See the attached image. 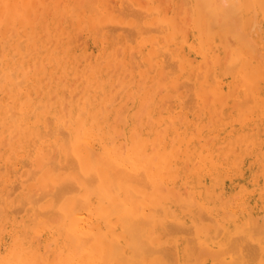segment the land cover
<instances>
[{
	"label": "bare ground",
	"instance_id": "bare-ground-1",
	"mask_svg": "<svg viewBox=\"0 0 264 264\" xmlns=\"http://www.w3.org/2000/svg\"><path fill=\"white\" fill-rule=\"evenodd\" d=\"M8 1L17 3L16 0ZM128 1L129 5L161 4L168 16L176 17L178 26L163 36L155 30L143 33L150 35L138 40L139 49L136 50L145 64L159 61L162 49L170 48L171 56L178 58L172 73H180L183 77L176 82L177 88L189 89L186 88L189 91L186 99L178 89L173 93L175 82L170 81L166 84L167 96H163L162 104L158 103V96L151 98V102L144 101L148 93L144 97L140 94L146 85L119 82L110 69L102 66L101 53L83 68L71 66L70 44L74 37L69 33L71 39H68L54 32L58 26L56 23H53L49 35L36 40L39 26L30 18L25 27L30 26L31 34L23 29L14 31V22L10 19L0 20V218L2 222L8 221L6 244L0 247V257L8 255L12 234H21V226L35 218L41 223L23 245L24 259L56 264L58 260L101 258L99 254L81 255L68 231L52 229L42 223L51 214V205L62 191L58 186L66 173L59 169L71 168L76 163L74 157L67 154V149L62 152L61 148L69 138L68 128L78 129L85 123L81 119L82 113L87 114L89 128L96 121L98 125H106L113 130L123 129L126 137L134 140L143 154L151 158L149 175L152 179L146 175L139 184L133 183L134 200L125 188L121 198L132 201V216L105 217L100 210L99 199H94L91 213L82 210L77 216L70 217L69 225L75 231L102 232L111 228L115 235L130 236L139 223L137 218L155 214L166 221L165 226L159 229L166 244L164 257L169 260L189 259L183 250L190 244L195 249L194 225H207L211 238L217 235L224 237L223 229L217 233V218L223 223L227 219L226 210L235 213L240 220L245 216L259 220L264 215V198L260 190L264 92L260 85L258 57L253 67L255 82L246 86L224 71L223 62L229 55L227 45L230 37L222 33L209 35L199 25L185 22V11L174 7L189 2L208 4L224 0ZM244 2L258 3V0ZM85 3V8L93 3L101 6L95 12L89 7L87 11L79 7L75 12V17L90 27L88 32L91 34L105 31L103 27L107 26L101 23L102 20H119L118 15L113 17L117 12L114 0H86ZM24 6L28 7V4ZM115 26L116 42L122 43L126 49L143 35L133 27L126 30L130 37L127 38L118 33L123 22L117 21ZM109 37L112 44L113 34ZM21 41L26 42L22 47ZM159 43L166 48L159 49ZM102 44L107 45V42ZM32 53L35 54L30 56ZM83 56H87L86 50H83ZM197 59L199 64L195 63ZM45 61H50L49 67ZM143 63L138 64L137 69L143 68ZM169 63L168 66L162 63L161 70L167 67V71L160 70V73L171 74ZM89 66L95 69H90L91 73ZM198 74H203L204 78ZM191 76L194 80H183ZM163 77L166 79V75ZM134 96H140L137 104L130 103ZM10 111L15 113L14 118L9 117ZM3 136L7 137L4 142ZM8 139L10 142L7 144L11 143V148L5 146ZM32 142H35L33 146ZM3 147L8 150L5 154L2 153ZM92 147L96 151L101 150L99 144L93 143ZM46 156L51 157L53 166L44 168L43 175L38 178L34 175L35 169L42 167ZM31 165L36 168L29 170L34 168ZM16 172L19 173V181H11ZM130 176L134 181L135 177ZM36 179L39 180L38 185L33 183ZM152 180L156 181L154 191L151 190ZM6 229L0 228L3 232ZM232 229L235 230V222ZM184 237L192 239L185 240ZM246 250L259 258L258 246L248 245ZM196 251L200 255L198 249ZM108 255L105 253L106 258ZM205 255L209 260L213 258L210 254Z\"/></svg>",
	"mask_w": 264,
	"mask_h": 264
},
{
	"label": "snow or ice",
	"instance_id": "snow-or-ice-1",
	"mask_svg": "<svg viewBox=\"0 0 264 264\" xmlns=\"http://www.w3.org/2000/svg\"><path fill=\"white\" fill-rule=\"evenodd\" d=\"M88 7L95 12L101 6L93 3ZM120 7L126 9L124 16L133 22L132 26L141 34L153 30L163 34L178 26L176 17L168 16L161 4H122ZM174 7L185 11V22L199 25L209 35L222 33L230 37L227 45L229 55L223 62L224 71L246 86L255 82L253 67L258 57L260 85L264 92V0H258V3L244 0H224L222 3L208 4L189 2ZM5 8L8 6L5 5ZM153 17L156 20L150 23ZM73 18H76L75 15ZM23 43L21 41V47ZM8 115L14 118L15 113L10 111ZM81 119L85 123L80 128H68L69 138L61 148L62 152L66 148L67 154L74 157L76 163L71 168L59 169L66 173L58 186L62 191L51 205V214L42 223L52 229L68 231L81 255L99 254L101 258L73 259L67 262L58 260L56 264H264V215L259 220L251 216L240 220L235 213L226 210L227 219L223 223L217 218V233L223 229L224 237L217 235L211 238L207 225H194L195 249L190 244L183 250L189 259L169 260L164 257L166 244L159 229L165 226L166 221L155 214L137 218L139 223L130 236L115 235L111 228L102 232L75 231L69 225L70 217L77 216L82 210L91 213L94 199H99L100 210L105 217L132 216V201L121 198L125 188L128 189L129 197L134 200L133 183L139 184L146 175L152 179L149 175L151 158L143 154L134 140L126 137L123 129L113 130L109 126L98 125L96 121L89 128L86 113H82ZM93 143L99 144L101 150L93 149ZM261 153L260 190L264 198V141ZM52 166L51 157L46 156L42 167L35 169L34 175L39 178L43 175L44 168ZM130 174L135 177L134 181ZM155 185L156 181L152 180V191L155 190ZM5 213L8 214L7 209ZM233 222L235 230L232 229ZM39 223L41 222L33 218L21 226V234H12V242L7 247L8 255L0 257V264H47L39 259L23 258V245ZM184 239L190 240L192 237ZM157 240L161 242L156 243ZM248 245L258 246V259L246 250ZM197 249L204 258L197 255ZM105 253H109L107 258ZM205 254H210L213 258L209 260Z\"/></svg>",
	"mask_w": 264,
	"mask_h": 264
},
{
	"label": "rangeland",
	"instance_id": "rangeland-1",
	"mask_svg": "<svg viewBox=\"0 0 264 264\" xmlns=\"http://www.w3.org/2000/svg\"><path fill=\"white\" fill-rule=\"evenodd\" d=\"M16 1H17V3H14V4H10L8 0L0 1V20L3 19V21H6L7 19H10L14 22V24H12L13 30L16 28L20 29V30L23 29L24 31H26L25 33L31 34L32 31H31L30 26L25 27L28 25L27 19L30 18L32 22H34L35 24H37L39 26L38 30L36 31V33L39 36L36 38V40H40L41 39L40 37H42L43 35H49L52 32L51 27H52L53 23L58 24V26L54 32H57L60 36L62 35L63 37L68 38V39H71V37L69 36V33H71L72 36L74 37V39L72 40V42L70 44V46L72 48V58H73L71 66H73V67L79 66V67L83 68V67L87 66L88 64H90V62L92 60L96 59L98 57V54L101 53V54H99V58H100L102 66L107 67L108 70L110 69L112 71V73L114 74V77L118 78L119 82L127 83V84L140 83L142 86L146 85L145 86L146 88H143L141 91L142 94H140V96L144 97L148 93L146 95L145 99H143L144 101L149 100L151 102V100H150L151 98L153 100L156 96H158L160 98L158 103L162 104V102H164V98L167 96L166 89H165L166 84H167V82H170V81L175 82L173 87H172L173 93L176 92L178 89L179 93L183 97H185V99L187 98L186 96L189 95V94H187V93H189V91H188L189 89L187 87L177 88L176 82L179 81L183 77H182V74H180V73H174V74L172 73L174 70L173 64H174V62L177 61L178 58H173L171 56L172 50L170 48L167 47V49L164 50L162 48H166V46L159 43L158 44L159 46L157 45V47L159 49H162V53L159 56V61L155 60V62L154 61H151L149 63L145 62V64H144L141 57L138 56L136 49H139L138 48V40L142 39L143 37H147L150 34H147V35L143 34V35L139 36V38L136 41H134L133 43L130 44L128 49H126L122 43L116 42L118 39V37H117L118 34L114 30V26L116 25L117 21L123 22V26L119 29L120 31H118V33L122 34L123 36H125L127 38H130L128 36L127 31L133 28V26H132L133 22L127 20L126 17L124 16L123 12H125V9H121V7H120V5H122V4L126 5V6L129 5L127 3V2H129L128 0H126V1L125 0H120V1L114 0V2H116V5H115L116 9L115 10L117 12L114 13L113 17L115 15H118L119 20L113 21V20H110L107 18L102 20L101 23H103V25H106L107 27H103L105 29V31L100 30L99 34H96V35H93L90 32H88V30H90V27L88 25H84L82 22H80L78 20V18H75V19L73 18L76 10L79 7H82L84 10L87 11L88 6H87V8H85L86 6H84V5H86V3H85L86 0H83L82 2H81V0H74V2H72L71 0H28L26 3H25V0H16ZM25 4H28V7H25L24 6ZM5 5L8 6L7 9L5 8ZM25 13H28V14L25 15ZM38 14H39V16H38ZM153 19H155V17H153L152 20ZM25 23H26V25H25ZM110 23H112V24H110ZM109 24H110V26H109ZM111 25H113V26H111ZM124 25H126L128 27H126ZM125 27H126V29H124ZM73 30H74L75 34L72 32ZM111 30L112 31L114 30L113 33L111 32ZM114 33H115V35H114ZM110 34H113L112 44L109 43V40H111V38L109 37ZM161 35L163 36L164 34H161ZM100 37H102V38L100 39ZM77 39H78V41H77ZM83 42H84V44H83ZM102 42H107V45L102 44ZM24 43H26V42H24ZM80 44H82V45H80ZM79 45H80V47H79ZM83 50H86L87 56H83ZM133 53H135L136 55H134ZM166 53L167 54L169 53L168 54L169 56L166 55ZM34 54L35 53L30 54V56H32ZM195 56H198V54H195ZM168 58H170L173 62H171V60H168ZM175 59H176V61H175ZM138 60H139V62H138ZM161 62L167 63V66H168V63L170 62L169 64H170V67H172V69L170 68L169 70L171 71V74L160 73V70H161L162 65H163ZM45 63L49 67L50 61H45ZM141 63H143V65H144L143 68H142V66H140V68L137 69L136 66L138 64H141ZM195 63L199 64V60L198 59L195 60ZM153 64H155L156 67ZM166 68L164 70H161V71H167ZM90 69L92 71L95 70L92 68V66H89V73L92 72ZM148 71H150L149 72L150 74L148 73ZM152 72H153V74H152ZM107 74H109V73H107ZM165 75H166V79L163 77ZM198 75L201 78H204L203 74H198ZM144 78L146 80H144ZM183 80L192 81L194 79H193V76H191L190 78H184ZM156 81H157V83H156ZM152 82H155V83H152ZM151 85H153V86L151 87ZM153 87L155 89H153ZM162 87L164 89H159ZM153 92H154V94H153ZM164 95H165V97L163 98ZM140 96L132 97L133 100H130V103L134 102L135 104H137V102H139ZM134 100H136V102ZM135 108H136V105H135ZM6 136L2 137L3 138L2 141L5 138H7ZM5 141H6V144L10 142L9 139L5 140ZM34 144H35V142H32V146ZM7 145H5L6 148L12 147L11 143L7 144ZM36 146H38V145H36ZM6 148L5 147L2 148L3 154H5V152L8 151V150H6ZM31 166H32V168L33 167L34 168L30 169L31 168L30 167L29 170H34L36 168L33 165H31ZM26 169H28V167ZM17 175H19V173L18 174H17V172H16V174L13 173L11 181H15V180L19 181L17 178ZM33 183H35V185H38L39 180L36 179L33 181ZM21 214H23V213H21ZM1 220L2 219L0 218V221ZM5 224H7V225H5ZM0 226H1L0 227L1 230L3 228L4 229L8 228V221H6V222L1 221ZM7 231H8L7 229L4 230V232L1 231V234H0V240H1L0 247L1 248L6 244L4 241L7 238Z\"/></svg>",
	"mask_w": 264,
	"mask_h": 264
}]
</instances>
